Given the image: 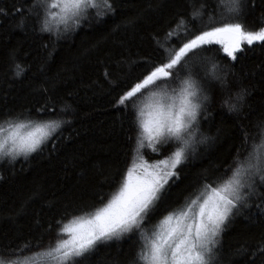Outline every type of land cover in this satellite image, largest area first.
<instances>
[{"label": "snow or ice", "instance_id": "6c2138e0", "mask_svg": "<svg viewBox=\"0 0 264 264\" xmlns=\"http://www.w3.org/2000/svg\"><path fill=\"white\" fill-rule=\"evenodd\" d=\"M260 6L264 7V0ZM119 7L118 0H21L11 14L18 27L32 21L34 31L50 37L51 57L56 41L84 23L115 16ZM186 7L168 28L153 36L155 55L138 60L134 73L125 69L126 61L112 54L101 63L103 79L109 85L116 81L121 89L114 106L130 115L135 129L129 137L133 142L130 166L118 180L110 178L118 184L117 190L107 194V200L98 194V205H69L55 221V231L52 224L46 228V234L54 232L46 247L43 236L15 247L0 245V264H32L31 256H44L55 264H87L101 247L123 239H134L135 249L123 262L114 259L112 264H223L222 237L235 218L256 208L264 221V117L254 123V132L242 130L231 162L216 170L220 175H204L182 204H170L181 166L194 159L197 147L209 139L201 121L213 99V85L225 94L221 107L236 115L242 112L246 90L233 98L230 78L234 74L210 62L204 53L219 45L237 62L245 45L264 46V12L258 27L248 30L249 10L258 7L255 0H228L226 6L221 0H199V8L188 0ZM9 14L0 7V16ZM171 43L179 46L169 50L165 44ZM12 71L20 78L28 68L14 62ZM48 100L52 103L42 105L38 115L48 114L49 107L55 114V97ZM67 110L66 105L61 111ZM65 123L0 113V163L11 164L43 151ZM145 150L163 158L149 163L142 155ZM248 255L254 257L251 264H256L255 257L264 264V241Z\"/></svg>", "mask_w": 264, "mask_h": 264}, {"label": "trees", "instance_id": "16d2710c", "mask_svg": "<svg viewBox=\"0 0 264 264\" xmlns=\"http://www.w3.org/2000/svg\"><path fill=\"white\" fill-rule=\"evenodd\" d=\"M118 2L115 16L84 23L56 41L54 54L48 57L52 50L50 37L34 31L32 21L18 27L17 18L11 14L13 5L21 0H0V7L10 13L8 17L0 16V113H24L39 121H68L43 151L26 159L20 157L11 164H0V245L15 247L43 236L42 245L46 247L54 236V232L45 233L48 225L52 224L55 231V221L69 205H98V194H104L107 200V194L118 187L110 178L118 180L130 166L133 142L129 137L134 136L135 129L130 115L114 106L121 89L116 81L109 85L103 79L101 63L112 54L126 61L127 71H137L138 60L155 55L153 36L168 28L178 12L188 10V0ZM193 3L199 8V0ZM227 3L228 0H221L222 5ZM255 3L258 7L250 9L247 17L248 30L258 27L264 12L261 0ZM178 46L165 44L169 50ZM210 47L211 51L204 53L210 62L234 74L230 78L232 97L246 90L242 112L236 115L221 107L225 94L218 84L213 85V99L201 121L202 131L209 139L197 147L194 159L181 166V179L171 189L172 206L182 204L204 175H220L216 170L222 171L231 162L241 143L242 130L254 132V123L264 117V46L245 45L237 62H232L219 45ZM14 62L28 68L24 76L13 75ZM45 88L49 89L47 93ZM50 96L55 97V114L49 107L48 114L38 115L42 105L52 103ZM66 105L68 110L61 111ZM259 143L257 137L256 144ZM142 155L149 161L163 158L147 150ZM261 241L264 221L252 208L237 216L224 233L223 264H251L254 257L248 253L255 251ZM134 249V239L113 241L101 247L87 264H112L114 259L123 262ZM255 259L256 264H261V258Z\"/></svg>", "mask_w": 264, "mask_h": 264}, {"label": "rangeland", "instance_id": "374dc122", "mask_svg": "<svg viewBox=\"0 0 264 264\" xmlns=\"http://www.w3.org/2000/svg\"><path fill=\"white\" fill-rule=\"evenodd\" d=\"M144 156V155H143ZM146 159V157L144 156ZM147 160V159H146ZM149 163L155 162V161H149ZM1 164V163H0ZM66 238V237H65ZM30 259L32 260V264H55L54 261L49 260L47 257L44 256H31Z\"/></svg>", "mask_w": 264, "mask_h": 264}]
</instances>
